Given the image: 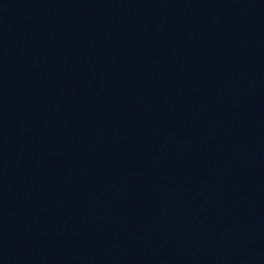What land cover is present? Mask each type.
I'll return each mask as SVG.
<instances>
[{
	"label": "water",
	"instance_id": "95a60500",
	"mask_svg": "<svg viewBox=\"0 0 264 264\" xmlns=\"http://www.w3.org/2000/svg\"><path fill=\"white\" fill-rule=\"evenodd\" d=\"M0 264H264V0H0Z\"/></svg>",
	"mask_w": 264,
	"mask_h": 264
}]
</instances>
